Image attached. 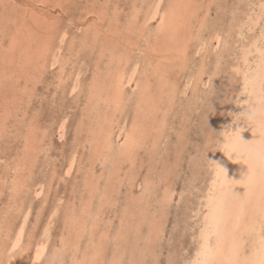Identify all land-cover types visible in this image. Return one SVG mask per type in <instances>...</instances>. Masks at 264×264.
<instances>
[{
	"label": "rangeland",
	"instance_id": "rangeland-1",
	"mask_svg": "<svg viewBox=\"0 0 264 264\" xmlns=\"http://www.w3.org/2000/svg\"><path fill=\"white\" fill-rule=\"evenodd\" d=\"M163 1L166 2H164V5L162 3L163 8L170 4V0H168V4L167 0ZM255 1L256 0L193 1V11L195 12L192 14L193 18L189 20V24H183L177 33L179 39H183V46L187 54L185 61L180 63L171 61L173 60L171 51L164 48L167 39L165 42H159L162 46L159 47V50H152L155 51L152 57L155 61L159 60L163 63L167 56L166 60L169 57L170 61L166 63L171 67L169 74L170 82H167L171 86H166V91L168 92L166 95L168 97H165L166 95L164 94L165 96L163 95L162 97L148 100V102L151 101L149 104L152 105V109L150 113H147V115H149L147 118L149 119L146 120L145 133L154 134V137L151 135V140H153V142L148 140L138 146L132 159L133 163L131 161L123 162L118 172V180L112 179L109 180V183H105L104 177L110 164L109 162L104 164L95 162L94 165L90 166L92 169L91 171L95 174L92 180L96 181V176L103 175L104 177L100 179L97 188L90 191L89 188L84 187L85 185L87 186L85 179L87 177L86 173L89 171L87 170L89 166V156H86L88 155L86 153H90L92 148L91 143L88 142L91 137L90 133L87 134L85 130H82L86 128L84 124L81 128L79 127L80 123L78 121L86 107V88L88 87V81H90L91 75L94 72L93 68L98 60L97 53L100 47L103 46V42L105 41L104 36H106L105 38L108 40V38H111L110 35L113 34L115 36L114 38L119 41V45L116 46V48H121V46L126 48L128 46L127 48L132 49V63L137 60L139 62L145 61L144 59H146V57H150V49L146 46L144 38L141 37V34L145 32L139 30V28L141 26L140 23H143V15L145 16L146 13L143 12L154 2L153 0H0V264H50L51 262V264H109L112 259L118 260L119 264H191V260L195 253L193 248L197 247L198 242H196L198 239H196L197 234L195 232H197L198 228V216L201 214L200 212H202L201 204L203 200L201 199L203 198L202 196L206 188V186L204 187V185H202L204 184L202 181L205 180L206 183L208 178L207 174L209 175L210 173L209 169H206L208 168V164L205 165L207 163V158L206 156L204 157L206 153H202L208 151L205 150L207 147L210 150L211 147L209 145L217 140L216 137L219 138L217 135L220 132L219 127L221 125V127H226L224 121L228 120V117L231 116V112H233L232 102H234L236 92L239 91L240 78L234 74L232 67L237 66L239 63V48L241 44H244V42L250 39L248 37H251V32L246 29L247 24L245 21H247L248 16H251V13V17H254L255 13L258 12L259 4L264 2V0H257L256 3ZM136 5L141 6V11H138L139 13L136 14V18H131L132 13H134V6ZM195 6L198 8L195 9ZM162 7L160 10H162ZM34 14L36 16H34ZM134 21L136 24L133 23ZM241 21L243 23L241 31L238 30L237 27V29H233V26ZM130 22H132V24H130ZM158 22L151 25L150 32L155 33ZM19 23L21 24L18 25ZM22 23L25 24L26 27ZM93 26L104 34L99 37L100 44L97 43L96 48H92L94 44L92 47H80L79 42L81 37L88 32L92 33L91 29H93ZM24 28L26 29L25 32H23ZM113 28L115 30H113ZM125 30L127 33H125ZM130 30L132 33L129 32ZM54 32L56 34L58 33L57 37ZM188 34L189 37L187 36ZM100 35L102 34L100 33ZM186 36L188 38H186ZM62 37H66L63 43L61 41ZM125 38L127 40H125ZM72 40H75L74 45H70ZM88 40L90 41L89 38ZM134 41L137 44H135ZM239 42L240 44H238ZM45 43L47 44V49L45 48ZM52 44L53 48H50ZM62 44L66 46L64 45L63 47ZM224 44H227L226 49H224ZM75 45L76 47H74ZM199 47L201 48L199 49ZM162 48L164 49L163 52ZM75 50L78 52L76 53ZM167 51L169 52L167 53ZM223 51L226 52L222 57L223 63L221 70L216 68L215 62L217 57L223 54ZM87 53H89L88 56ZM65 54H67V56ZM81 57L85 58L82 59ZM158 57L159 59H156ZM61 59L64 60V62ZM77 60L80 61L78 62ZM174 60H176V57ZM104 62L105 60H102L101 66ZM68 63L71 65L68 66ZM175 63L177 65H175ZM201 64L203 66L200 71L203 72L199 85L197 89H195L196 92L190 87L186 94L182 96L180 90L183 89L182 86L185 79L195 72H198L197 70ZM83 65L86 68H84ZM204 65H206V67ZM175 66L177 67L175 68ZM229 66L232 67L230 68ZM58 73H60V75ZM80 75L82 76L80 77ZM231 75H233V77ZM17 76L18 78H16ZM57 79L59 81H56ZM230 81L231 86L229 91H231V93H227L226 86ZM61 82L64 84H61ZM153 85L157 86V83L152 84V86ZM170 87H174V92H176L172 98L169 97L172 90ZM85 92L86 94H84ZM225 92L227 94H225ZM164 97L165 99H162ZM166 98H170L167 100L168 103L166 102ZM229 98L232 99L230 100ZM164 101L168 105H164ZM178 102H183L184 109H182V104L180 105ZM211 102L214 104L212 105ZM127 103L117 106L114 105L115 109H118L117 111L115 109L112 110L114 108L113 102L110 105L107 104L108 106L106 105L107 107L112 105L111 108L100 106L98 110V113L101 112L100 116H102L101 114L105 115L107 112L108 114L106 113L105 116H108L109 122L113 121V139L119 142L118 145L121 143L124 137L123 135L133 116L132 110L134 111V109L132 108L134 106L129 102ZM172 103H175V105ZM116 113H118V115H116ZM222 114L225 118H223ZM93 117L98 116L96 115ZM222 119L225 120L223 121ZM62 123L65 124V128L63 133H60V125ZM213 123L215 126L217 125L218 129L217 127L215 128ZM218 123L222 124L219 125ZM40 126H42L41 129ZM211 128L214 131H212ZM207 129L209 130L207 131ZM37 130L38 132H36ZM39 130H41V132H39ZM210 131L212 132V136L216 134L214 135V140L210 137V133H208ZM73 136H75V138ZM208 136L210 139L207 138ZM156 138L158 140H156ZM205 139H207V141ZM204 140L206 143H204ZM72 141L74 142L72 143ZM81 142H84V145ZM201 145L203 146L201 147ZM198 159L201 160V162ZM198 166L201 167V170L206 167L205 171H202L203 173L200 171L201 173L198 172L195 174L198 171ZM123 168L124 171L121 173ZM68 169H70L69 175L66 174V170ZM170 169L173 170L170 171ZM127 171L128 174H131V176L130 174L128 175L129 178L135 179L134 181L130 182L132 179L130 178L129 180L127 177ZM169 173H172L171 176H169ZM165 174L167 175L166 178ZM75 177L77 179H75ZM197 177L203 180L201 179V181L200 178L198 179ZM193 178L195 180H193ZM150 179L151 181L149 182ZM153 180H155V182ZM126 181L129 183H125ZM194 181H198L204 190L200 191L202 189L196 188L198 187V182L195 183ZM14 183L16 186L13 185ZM74 183L75 185L78 183V185H76L77 188H75ZM142 183L146 186L148 183H151L149 186L150 191L149 188L145 190L144 184L142 185ZM192 183H195L193 184L194 186ZM191 185L192 187H190ZM200 185L199 187H201ZM165 186L173 190L166 189ZM100 187H102V189ZM15 188H17L18 192ZM114 189H118L116 191L119 192H116ZM127 189L129 190L127 191ZM163 189H166L167 192H172L169 198L170 203L167 200L165 201V198L162 202L159 200L165 196L163 192L166 190ZM130 190L132 191L129 192ZM144 190L146 191V196L143 195ZM83 191L86 194H84ZM188 191L193 193L187 194ZM196 191H199L200 194L198 195ZM194 192H196V194ZM89 194L91 197L92 194L95 195L93 196L94 198L92 197V204L90 203V196L88 197ZM129 194L132 195V199L129 196V199L127 198ZM139 194L143 196H139ZM110 197L114 199V202ZM153 197L159 201L156 203ZM72 198L74 200H72ZM144 198L146 199L144 200ZM136 199L146 201L147 205L144 204L146 205V207H144L145 210L142 208L143 204L141 203L136 209L133 207L132 200ZM63 201L65 202L63 203ZM70 201L73 203L72 208ZM73 201H76L75 204ZM116 201L117 204H115ZM197 201H199V203ZM84 202H87V204L85 205ZM164 202L165 204H162ZM186 202L189 204V206H187L193 209H187V206H185ZM192 202L193 204H191ZM129 203L130 205H128ZM74 205L78 206L75 207ZM83 205L85 206L84 210L82 209L84 207ZM120 205L122 206L120 207ZM128 206L130 207L128 208ZM131 206L133 210H130ZM197 206L201 210H199ZM95 208L96 210H94ZM97 208H99L101 213L97 211ZM65 209L68 211L72 209L74 211L77 210L76 212L80 216L79 218L83 224L77 234L71 226L72 224L69 221L68 214H65ZM134 209L136 211H134ZM26 211H28L29 214L27 216L25 215ZM195 213L198 216H195ZM62 214H64V216ZM121 214L126 218L123 220L127 221V223L122 222L123 217L120 216ZM191 214L195 216V220ZM188 216H190L191 219ZM149 218L153 221H150ZM128 221H130L131 225ZM188 223H190L191 226H189ZM127 224L128 228L129 226L131 227V230L130 228L128 230ZM193 227L194 229H192ZM13 228H17V230ZM71 229H73V231ZM126 232H128L129 235ZM93 233L94 235H92ZM19 234L21 236L20 247L14 248L13 240H15ZM192 235H194L195 239ZM74 240L76 245H74ZM68 243H71L72 246ZM38 244L46 245L43 257L38 261L39 263L34 261V251ZM90 245L93 246L91 247ZM99 250L101 251L99 252ZM85 253L86 255H95L93 256L92 262L89 261V255L88 257L84 255ZM189 259H191L190 262Z\"/></svg>",
	"mask_w": 264,
	"mask_h": 264
},
{
	"label": "bare ground",
	"instance_id": "bare-ground-1",
	"mask_svg": "<svg viewBox=\"0 0 264 264\" xmlns=\"http://www.w3.org/2000/svg\"><path fill=\"white\" fill-rule=\"evenodd\" d=\"M193 1H195V0H170L169 1L170 4L168 6H166V7L163 8L162 6L164 5V2L165 1H163V0H153L154 3L152 2L153 4L150 5V6H148L145 9V11L143 12V13L146 12L145 13V16L143 15V23L142 22L140 23L141 26L139 28V30H143V32H145V33L141 34V37L144 38V40L146 42V46H148V49H150V52H151L150 53L151 56L150 57H146V59H144L145 61L139 62L137 60L138 62L135 61V62L132 63L131 62L132 57H133L132 56V49L127 48L128 46L127 47L125 46L126 48H124L123 46H121V48L120 47L116 48V46L119 45L118 44L119 41H117L114 38L115 36L113 34L110 35L111 38H108V40L105 38L106 36H104V39H105L104 42H103V39H102L103 46L100 47V50L97 53L98 54V58L97 57L96 58L98 60L96 61V64H95V66L93 68V70H94L93 74L92 73H91L92 75L90 74L91 75V78H90V81H88L89 84H88V87L86 88L87 89V94H86V92L84 93V94H86V96H85L86 97V100H85L86 101V104L84 102V104H85L86 107L84 106L85 107L84 108V111L83 112L81 111L82 114H81L80 119L78 121L80 123L79 127L81 128L83 126V124H84L86 128L85 129H82V130L83 131L85 130V132L87 134L90 133V137L91 138L88 140V142L91 143V145H92V148L90 150V153H86V154H88L86 156H89L88 157L89 158V166L87 167V170H89V171L86 173L87 174V177H88V178L86 177V179H85V182L87 183V186L85 185L84 188L87 187V188L90 189V191L96 189L97 186L99 185L100 179L104 177L103 175L102 176H98V177L96 176V181H93L92 180V178H93V176H95V174L93 173V171H91L92 169H91L90 166L94 165L95 162H99L101 164H104V163L109 162V164H110V167H109L108 171H106V175L104 177L105 178V183H109V180H112V179H117L118 180V178H117L118 177V172H119L120 168L122 167L123 162H127V161L130 162L131 161L133 163V160L132 159H133V157L135 155V151L138 148V146L141 143H145V141L151 140L152 139V136L154 137V134H150V133L147 134V133H145L146 120L149 119V118H147V117H149V115H147V113L148 112L150 113V110L152 109V105L149 104L151 101L148 102V100H150L152 98L162 97L164 94L166 95L168 93L166 91V86L169 85L167 82H170V80H169V74H170L171 67H169V65L166 63V62H169L170 61L169 60L170 59L169 57L167 59L168 61L166 60L167 56H166L165 60L163 59L165 61L163 63H161L159 60L155 61L154 58H152L153 57V53H155V51H152V50H154V49H158L159 50V47L161 46V43H159V42H165L166 39H167V42L168 43L167 42L165 43L166 46L164 48H167V50L169 49V51H171V54L173 56V60H171V61H174L176 63H180V62L185 61V57L187 56V54H186V50L184 49V46H183V39L182 40L179 39V36H178L177 33H178V30L180 29V27L183 24H189L190 23L189 20L193 18L192 17L193 16L192 14L195 13L193 11V6H194L192 4ZM256 1H255V3H256ZM162 3H163V5H162ZM167 4H168V0H167ZM167 4H165V5H167ZM161 7H162V10H160ZM194 8L197 9L198 7L195 6ZM133 11H134V13H132V15H131L132 17L131 18H136V14L139 13L138 11H141V6H139V5L134 6V10ZM28 13H29V11H28ZM143 13H141V14H143ZM34 16H36V15L34 14ZM251 16H252V13H251ZM251 16H248V19L246 18L247 21H245V19H244V21L247 24L246 25V27H247L246 29H248V31L251 32L250 33L251 37H248L250 39H248V41L244 42V44L242 43L243 40L241 42L242 44H241V46L239 48V50H240V52H239L240 53L239 54V63H238L239 65L237 64V66H234V67L229 66L230 68L232 67V70L234 71V74L237 77L239 76V78H240L239 79V82H240L239 85L240 86H239V89H238L239 91H237L236 94H235V96H234V102H232L233 100L231 101L233 103V110H232L233 112H231V116L228 117V120L224 121L225 119H222L224 121V124H226V127L225 128L224 127H221L222 126L221 125L222 123L221 124L218 123L219 125H221L219 127L220 128L219 129L220 132L217 134L219 138L216 137L217 140H215L213 142V144H210L209 145L211 147V148L209 147L210 150L208 149V147H207L208 145H207L206 146L207 148L205 150H208V151L207 152L205 151V152L202 153V154H205L206 153V155H204V157L206 156V158H207V160H206L207 163L205 165L208 164L207 165L208 168H206V167L205 168L207 170L209 169L210 173H209V175L207 174L208 178L206 180V183H205V180H203L200 177H197L198 179L200 178V180L201 179L203 180V181L201 180L202 182H204V184H202V185H204V187L206 186V188H205L204 195L201 194V195H203L202 196L203 198L201 199V200H203V203L202 204L200 203L201 204V207H202V212H200L201 214H199V216L196 215V213H195V216H198L199 217V221H197V223H198L197 232H195L197 234L196 239H198V240H196V242L197 241L198 242H197V247L194 246L196 249L193 248L194 251H195V253H194V256H193L192 260L189 259V262L191 260V264H264V2L261 3V4H259L258 12L255 13V16L254 17H251ZM14 20H16V19H14ZM129 20H127V21H129ZM156 22H158V27H157V29L155 28V33L154 32H150L151 25H154ZM41 23H39V24H41ZM133 23H135V21ZM20 24L21 23H19L18 25H20ZM34 24H36V23H34ZM130 24H132V22H130ZM23 25L25 26V24H23ZM236 27L238 28V30L241 31V29L243 28L242 21L241 22H237V25H234L233 26V29H237ZM244 27H245V25H244ZM92 28H93V29H91L92 33H89L88 32L84 36L81 37V40L79 42L80 43V47H85V46L92 47L93 44H94V46L92 48H96L97 47L96 44L99 43V37L103 36L104 34L102 33V31H98L95 26H93ZM182 29H183V27H182ZM113 30H115V29L113 28ZM126 30H125V33H127ZM25 31H26V29L24 28V31L23 32H25ZM135 31H137V30H135ZM55 32H57V31H55ZM129 32H131V30ZM100 33L102 35H100ZM188 33H191V32H188ZM37 34H38V32H37ZM57 34L55 33L56 37L58 36ZM247 34L249 35L248 32H247ZM128 35H126V36H128ZM187 36L189 37V34ZM187 36H186V38H188ZM54 38H55V36H54ZM65 38L66 37H62V39H61L62 43L64 42V39ZM88 38L90 39V41L88 40ZM72 39H74V38H72ZM109 39H111V40H109ZM125 40H127V39L125 38ZM74 41L75 40H72V42L70 43V45L71 44L74 45ZM69 42H68V44H69ZM142 42H143V40H142ZM131 44H132V42H131ZM135 44H137V43L135 42ZM238 44H240V42ZM46 45L47 44L45 43V48L47 49V46ZM64 45H63V47H64ZM52 46H53V44L51 45L50 48H53ZM135 46H137V45H135ZM226 46H227V44H224V49H226ZM67 47H68V45H67ZM74 47H76V45ZM151 47H153V48H151ZM200 48L201 47H199V49ZM80 50H81V48H80ZM163 51H164V49L162 48V52ZM169 51H167V53ZM77 52L78 51H76V53ZM81 52H82V50H81ZM225 52L226 51H223L222 52L223 54H220L217 57L216 62H215L216 63L215 64L216 68L221 69V70H222V63H223L222 57H223V55H225L224 54ZM67 54H65V55L67 56ZM82 54H83V52H82ZM88 54L89 53H87V56H88ZM92 54H93V52H92ZM69 56H71V55H69ZM63 57H64V55H63ZM175 57H176V60H174ZM76 58H78V57H76ZM83 58H85V57H83ZM156 59H159V57L156 58ZM102 60H105V62L101 66ZM52 61H53V59H52ZM62 61L64 62V60H62ZM77 61L79 62L80 60H77ZM89 61H91V60H89ZM67 62H69V61H67ZM67 62H65V63H67ZM78 62H77V64H78ZM176 63H175V65H177ZM70 65L68 63V66H70ZM202 66H203L202 64L199 66V69L197 70L198 72H195L193 75H190L187 79H185L184 84L182 86L183 89L180 90L182 96H184L186 94L187 90L190 87L193 89L194 92H196L195 89H197V86L199 85V81L201 79V75H202V72H203V71H200L201 68H202ZM204 66L206 67V65H204ZM176 67L177 66H175V68ZM66 68H67V65H66ZM66 68H65V70H66ZM84 68H86V67L84 66ZM89 68H90V66H89ZM61 69H62V67H61ZM84 70H86V69H84ZM58 74L60 75V73H58ZM90 75H89V77H90ZM233 75H231V76L233 77ZM81 76L82 75H80V77ZM27 77H29V76H27ZM232 77H231V79H232ZM16 78H18V76ZM56 81H59V80L57 79ZM61 81H62V79H61ZM63 82H61V84ZM159 82H161V83H159ZM154 83H157V86H155V85L152 86V84H154ZM234 83H235V81H234ZM169 86H171V85H169ZM230 86H231V81L228 82V84L226 86V88H227L226 92L227 93H229V92L231 93V91H229ZM81 89H82V87H81ZM171 89L172 90H171V92L169 94V97L170 98H172L173 95L176 93V92H174V90H175L174 87H172ZM226 92H225V94H227ZM223 95H224V93H223ZM85 97H84V99H85ZM165 97H168V96L166 95ZM165 97L162 98V99H165ZM230 97H232V96H230ZM169 99L166 98V102L167 103H168L167 100H169ZM227 101H228V99H227ZM112 102H113V106L114 105L115 106L121 105V104L127 103V102L131 103V105L134 106L132 108V109H134V111L132 110V112H133L132 120L130 121L129 126H128L126 132L123 135L124 137H123V139H122V141H121V143L119 145H118L119 142L118 141H115L113 139V133H114L113 132V129L114 128L112 129L113 121L109 122L110 120H109L108 116H105L107 112L105 113V115L104 114H101L102 116H100V113L101 112L98 113V110H99L100 106L105 107L107 104L110 105ZM183 102L182 103H179L178 102L180 105L182 104V106H183L182 109H184ZM167 103H165V101H164V105L167 104ZM211 104H212V102H211ZM173 105H175V103ZM230 105H232V104H230ZM111 106H109V107L111 108ZM115 106H114V108L112 110L115 109ZM109 107H107V108H109ZM231 109H232V106H231ZM231 109H229V110H231ZM102 110H103V108H102ZM112 110H110V111H112ZM129 110H131V109H129ZM210 110H212V109H210ZM100 111H101V109H100ZM116 111H114V112H116ZM162 112H164V111H162ZM94 114H96L98 117H93V116H96ZM183 114H184V112H183ZM113 115H114V113H113ZM116 115H118V113H116ZM211 115H213V114H211ZM226 115H228V114H226ZM229 115H230V113H229ZM112 117H114V116H112ZM223 118H225L224 115H223ZM215 119H216V117H215ZM92 120L93 121L95 120V121L93 122ZM164 120H166V119H164ZM167 120H170V119H167ZM212 121H213V118H212ZM115 123H116V121H115ZM206 125H208V124H206ZM214 126H215V124H214ZM41 127L42 126H40V129H41ZM216 127H217V125L215 126V128ZM64 128H65V124L62 123L60 125V133H63ZM168 128H170V127H168ZM183 128H184V126H183ZM208 128H209V126H208ZM217 129H218V127H217ZM188 130H189V128H188ZM208 130L209 129H207V131ZM183 131H184V129H183ZM212 131H214V130L212 129ZM36 132H38V130ZM39 132H41V130H39ZM208 133H210V135L212 134L211 131L208 132ZM214 135H216V134H213V136L212 135L210 136V137L213 138V140L215 138ZM73 137L75 138V136H73ZM202 137H204V136H202ZM177 138H179V137H177ZM207 138H209V136ZM156 140H158V139L156 138ZM205 140L207 141V139H205ZM205 140H204V143H206ZM83 141H85V140H83ZM151 141L153 142V140H151ZM151 141H149V142H151ZM73 142L74 141H72V143ZM202 142H200V143H202ZM82 144L84 145V142ZM202 146L203 145H201V147ZM81 147H82V145H81ZM86 152H88V151H86ZM85 157H84V161H85ZM199 157H201V156H199ZM199 161L201 162V160H199ZM193 162H194V160H193ZM197 162H195V163H197ZM132 163H130V164H132ZM135 164H136V161H135ZM76 165H77V163H76ZM202 165H204V164H202ZM205 168L203 170H201V167L198 166V171L197 172L195 171L196 172L195 174H197L200 171L201 172L202 171L204 172L205 171ZM164 169H166V168H164ZM172 170L170 169V171H172ZM122 171H124V168H123V170H121V173H123ZM128 171H127V177L129 178L128 175L130 173L128 174ZM69 172H70V169L66 170V174L67 175H69ZM160 173H163V172H160ZM171 174L169 176H171ZM167 175L165 176V178L167 177ZM198 175H194V176H198ZM130 176H131V174H130ZM162 176L164 177L163 174H162ZM191 177H192V175H191ZM130 178H129V180H130ZM75 179H77V178L75 177ZM134 180L135 179H132V180H130V182L131 181H134ZM191 180H192V178H191ZM193 180H195V179L193 178ZM150 181H151V179L149 180V182ZM153 181L155 182V180H153ZM198 181H196V182H198ZM72 182H74V181H72ZM170 182H171V179H170ZM16 183H17V181H16ZM112 183H113V181H112ZM125 183H129V182L126 181ZM195 183H192V185L195 184ZM71 184H73V183H71ZM143 184L144 183H142V185ZM189 184H187V185H189ZM13 185L16 186L15 183ZM74 185H75V183H74ZM76 185H78V183H76ZM76 185H75V188H77ZM115 185H116V183H115ZM150 185H151V183H148L147 186L144 184L145 190H148V188H149V191H150V187H149ZM192 185L190 187H192ZM199 185H200V183L198 182V184H197L198 187H196V188L202 189L200 191H203L204 190L203 187L200 185L202 187L201 188V187H199ZM14 186H13V188H14ZM120 186H121V184H120ZM156 186H157V184H156ZM100 188L102 189V187H100ZM127 188H128V186H127ZM167 188L168 187H166V189ZM15 189L17 190V188H15ZM129 189H131V188H129ZM129 189H127V191ZM166 189H163V190H166ZM170 189H172V188H170ZM116 190H118V189H116ZM145 190H144V194L143 195L146 196V194H145L146 191ZM131 191L132 190H130L129 192H131ZM17 192H18V190H17ZM93 192H95V191H93ZM116 192H119V191H116ZM188 192H187V194L193 193L191 191L189 193ZM196 192H198V195L200 194L199 191H196ZM196 192H194V193L196 194ZM83 193L86 194L84 191H83ZM147 193H148V191H147ZM163 193H164L165 196L162 197V198H160L159 200L162 202L163 199L165 198V201L166 200L169 201L170 194L172 192L170 193V191L167 192V190H166ZM90 194L88 195V197L90 196ZM93 194H92V197L95 196ZM118 194H120V193H118ZM102 195H104V194H102ZM143 195L142 194H139V196H143ZM125 196H126V194H125ZM128 196L131 197V199H132V195L131 194L127 195V198H128ZM162 196H163V194H162ZM92 197L91 196L89 197V199L91 198V200H90V203L91 204H92V200H93ZM190 197H191V195H190ZM198 197H200V196H198ZM122 198H121V200H122ZM137 198H140V197H137ZM85 199H86V197H85ZM102 199H104V198H102ZM125 199H126V197H125ZM142 199H143V197H142ZM145 199L146 198H144V200ZM72 200H74V199L72 198ZM104 200H106V199H104ZM113 200L114 199H112V201ZM155 200H156V203H157V201H159L157 199H155ZM129 201H131V200H129ZM188 201H189V199H188ZM191 201H193V200H191ZM64 202L65 201H63V203ZM75 202H74V204H75ZM187 202H186L185 206H187V205L189 206V204ZM193 202L191 204H193ZM197 202L199 203V201H197ZM70 203H71V201H70ZM100 203H98V204L101 205ZM107 203H109V202H107ZM118 203H119V201H118ZM130 203L128 205H130ZM140 203L143 204V207L142 206L141 207L145 210L144 207H146V205H147L146 204V201H143L141 199H139V200L138 199L132 200V205H133V207L135 209L137 208V206ZM169 203H170V201H169ZM84 204L86 205L87 202H84ZM115 204H117V201H116ZM144 204H146V205H144ZM162 204H165V202L162 203ZM162 204H161V206L163 207ZM70 205H71V208H72L73 207V203H71ZM122 205H124V204H122ZM122 205H120V207ZM27 206H28V204H27ZM68 206H69V203H68ZM74 206L76 207L78 205H74ZM188 206H187V209H190V210L193 209V208H189ZM129 207L130 206H128V208ZM133 207L131 206L130 210H133L132 209ZM198 208H197V210H198ZM73 209L72 210H69V211L65 209V214H68L69 221L72 224L71 226H72V228H74V231H76V234H77L78 233V230L81 228V225L83 223H82V221L79 218L80 217L79 214L76 212L77 210L74 211ZM82 209L84 210L85 209V206ZM97 209H98L97 211L100 212L99 208H97ZM135 209H134V211H136ZM184 209L187 210L186 208H184ZM94 210H96V208ZM199 210H201V209L199 208ZM147 211H148V208H147ZM53 212H54V210H53ZM128 213H129V211H128ZM131 213H132V211H131ZM25 215L26 216L29 215L28 214V211L25 212ZM62 215L64 216V214H62ZM86 215H89V214H86ZM95 216H96V214H95ZM120 216H122V214ZM195 216L192 215V217H194V220H195ZM122 217H120V218H122V220L123 219H126V218H124V216H122ZM188 217L190 218V216H188ZM129 218L131 219L130 215H129ZM132 218H133V216H132ZM28 220H29V218H28ZM119 220H121V219H119ZM130 221H128L129 224H130ZM150 221H153V220L150 219ZM187 221H190V220H187ZM122 222H126L127 223V221H125V220H123ZM122 222H119V223H122ZM193 222H195V221H193ZM4 223H6V222H4ZM68 224H69V222H68ZM85 225H87V224H85ZM138 225H142V224H138ZM188 225L191 226L190 223H188ZM26 226H27V224H26ZM189 226H187V227H189ZM147 227H149V226H147ZM127 228H128V224H127ZM129 228L131 230V227L130 226H129ZM129 228H128V230H129ZM13 229H16L17 230V228H13ZM19 229H20V227H19ZM66 229L69 230L68 228H66ZM93 229H95V228H93ZM192 229H194V227ZM71 230L73 231V229H71ZM188 230H189V228H188ZM193 232H194V230H193ZM119 233H120V230H119ZM126 233L128 234V232H126ZM89 235H91V234H89ZM92 235H94V233ZM192 236L195 239L194 235H192ZM94 237H93V239H94ZM107 238H108V236H107ZM10 239H12V238H10ZM76 240H78V239H76ZM11 242H12V240H11ZM73 242H74V245H76L75 244V240ZM20 243H21V236L19 234L16 237V239L13 240L14 248H17L20 245ZM71 243H68V244L70 245ZM72 244H71V246H72ZM45 246L43 244H38L36 246L35 251H34V261L35 262L40 261L41 258L43 257V253H44ZM82 246H83V244H82ZM96 246H98V245H96ZM64 249H65V247H64ZM24 250H25V248H24ZM115 250H116V248H115ZM100 251L101 250H99V252ZM84 255H86V253ZM88 255L89 254H87L86 256L88 257ZM93 256H95V255H93ZM93 256L92 255H89V261L90 262H92ZM110 261L111 262L109 264H117L118 263V260H115V259H112Z\"/></svg>",
	"mask_w": 264,
	"mask_h": 264
}]
</instances>
